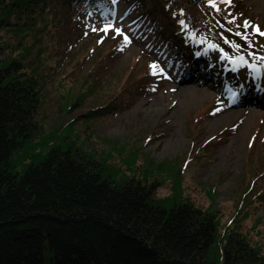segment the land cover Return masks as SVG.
I'll return each instance as SVG.
<instances>
[{
	"label": "trees",
	"instance_id": "trees-1",
	"mask_svg": "<svg viewBox=\"0 0 264 264\" xmlns=\"http://www.w3.org/2000/svg\"><path fill=\"white\" fill-rule=\"evenodd\" d=\"M127 1L152 36L187 60L204 62L198 44L202 37L231 53L264 48L256 31L247 40L236 34H241L240 19H248L241 0H214L216 7L208 0ZM113 4L112 0H0V264H264L262 246L242 232L250 215L264 209V184L259 182L264 168L248 173L239 206L223 210L211 187L208 204L202 208L183 196L182 180L189 163L201 162L214 141L193 140L190 152H196L186 167L170 161L161 165L164 176L157 174L159 178L144 173L124 179L127 170L111 165L108 153L96 156L83 145L73 120L40 137L43 98L56 91L65 96L63 118L96 96L82 116L90 123L115 116L142 92L145 80L152 79L144 78L153 77L148 67L139 76L141 87L127 73L117 91L102 98L97 92L108 84V54H94L97 41L92 40L83 54L75 59L68 55L82 37L83 14L112 12ZM224 8L229 9L227 14ZM256 27L264 30L263 25ZM4 31L17 38L9 40ZM212 61L219 73L231 70L224 61ZM84 71L81 85L74 88L72 77ZM145 141L150 143L151 138ZM134 149L130 157L135 161ZM132 167L127 173L136 172ZM166 179L171 180V193L157 198L158 186ZM255 221L252 232L264 238V215Z\"/></svg>",
	"mask_w": 264,
	"mask_h": 264
},
{
	"label": "rangeland",
	"instance_id": "rangeland-1",
	"mask_svg": "<svg viewBox=\"0 0 264 264\" xmlns=\"http://www.w3.org/2000/svg\"><path fill=\"white\" fill-rule=\"evenodd\" d=\"M112 2H114L112 12L97 10L92 15L83 14L80 29L83 31L82 37L68 55L74 56L75 59L77 55L83 54V50L86 49L85 52L89 50L86 45L92 40L97 41L94 54L97 53L99 57L108 54L110 59V67L106 68L108 84L105 85L103 92H97L101 97L116 92L127 73L131 75L130 80H135L137 86H140L143 80L139 76L144 68L148 67L153 72L150 66L156 64L158 66L156 75L143 76L152 79L145 80L148 83L144 87L140 86L143 88L142 92L135 95L122 111L115 116L90 123L85 122L82 116L96 96L88 98L63 118L61 109L65 96L63 91L59 90L58 93L56 91L53 96L43 98L45 103L38 116V120L42 121L43 130L40 137L52 133L59 124L73 120L72 125L78 138L83 141L85 147L92 149L96 156H99L97 153H101L102 157L108 156V153L111 156L109 159L111 165L122 172L125 170L128 172V169L134 166L132 168L136 169V172L131 174L125 172V176H120L124 179L137 178L139 174L144 173L150 177H156L157 174L164 176L160 167L170 161H174L179 167H186V164L194 159L196 152V150L190 152L195 145L193 140L199 139V144L214 141L211 152L201 162H191L185 168L186 176L182 180L183 196L196 201V204L204 208L208 204L207 191L214 187L217 195L215 202L223 210L229 211L234 205L239 206L241 202L239 196L244 190V183L248 184L250 180L248 173L254 172L257 168L260 170L264 168V99L260 103L254 98L255 102L248 100L244 105L238 104L237 100L246 88L244 83L238 79L234 80L232 76L240 73L239 69H243L247 76L253 78L247 83L248 87H252L251 93L260 91L259 94H263L264 49L248 53L240 48L242 50L231 53L218 43L202 37L199 44L206 55V61L200 65L202 77L184 81L185 71L188 70V65H195L194 60L181 61L176 52L170 51L160 39L152 36L145 20L135 9L130 8L132 5L130 2L127 0ZM241 4L248 18L240 19L242 27L239 39L244 40L245 35H254L256 25L264 26V0H241ZM223 13L227 14L228 9L224 8ZM106 25L112 26L107 32L104 31ZM115 28L121 29L123 35H117ZM3 33L9 40L17 38L7 31ZM125 35L129 42H125ZM260 39L264 42V36L260 35ZM116 42L120 44L117 49ZM210 44L217 47H209ZM111 50H114L113 53ZM31 53L34 56V52ZM224 53H227V56H224ZM17 54L15 53V56ZM239 56H244L246 63H233L229 59ZM212 57L230 63L235 72L233 74L213 72ZM67 73V70L63 72L65 75ZM84 73L85 71L72 77V81L76 82L74 88L81 85V75ZM208 74L209 77L204 78ZM65 81L68 82L66 79ZM50 87L47 90L50 91ZM205 110L206 113L203 114ZM141 137L151 138V142L147 143L143 138L139 143H135V139ZM132 149L137 150L138 157L135 161L130 157ZM259 169L257 171H260ZM222 178L225 180L215 186ZM259 182L264 184V177ZM170 189L171 180L166 179L163 185L158 186L156 197L168 196L171 193ZM253 194L254 192L251 193ZM263 215L264 209L252 213L242 228V232L246 233L253 243L260 244L262 249L264 238L256 236L251 228L256 218ZM249 230L252 235L249 234Z\"/></svg>",
	"mask_w": 264,
	"mask_h": 264
},
{
	"label": "snow or ice",
	"instance_id": "snow-or-ice-1",
	"mask_svg": "<svg viewBox=\"0 0 264 264\" xmlns=\"http://www.w3.org/2000/svg\"><path fill=\"white\" fill-rule=\"evenodd\" d=\"M226 2H229V3H230V0H226ZM208 3H209L212 7H216V5H215V3H214V0H208ZM180 23L183 24L184 22H183V21H180ZM247 25H248V22L246 21V22H245V27H247ZM111 27H112L111 25H106L105 28H104V31L107 32V31L109 30V28H111ZM93 30L95 31V30H97V29H93ZM114 30H115V32H116L117 35H123L121 29H119V28H115ZM255 31H256L259 35L264 36V31H261V30L259 29V27H256V28H255ZM236 34H237V35H241L240 33H236ZM243 38H244L245 40H247V36H246V35H245ZM124 40H125V42H129L128 37H127L126 35L124 36ZM226 42H227V41H226ZM233 46H234V47H239L238 45H233ZM209 47H213V48H215V47H217V45H215V44H210ZM221 51H223V50H221ZM223 55H224V56H227V53H224ZM229 59H231V60L233 61V63H237V62H239V63H246L244 56H239L238 58H231V57H230ZM262 59H264V57H262ZM249 66H251V65H249ZM150 67L153 69V73H152V74H153V75H156V69H157L158 66H157L156 64H153V65H151ZM160 71L162 72L163 70L160 69ZM233 96H235V93H233Z\"/></svg>",
	"mask_w": 264,
	"mask_h": 264
}]
</instances>
